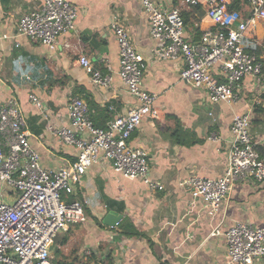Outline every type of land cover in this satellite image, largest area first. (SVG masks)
Returning a JSON list of instances; mask_svg holds the SVG:
<instances>
[{"label": "crops", "instance_id": "crops-1", "mask_svg": "<svg viewBox=\"0 0 264 264\" xmlns=\"http://www.w3.org/2000/svg\"><path fill=\"white\" fill-rule=\"evenodd\" d=\"M70 1L77 6V36L72 40V34H63L56 48L48 49L16 30L19 17L35 2L0 0V104L10 96L18 100L31 132L30 143L44 166L57 168L73 161L75 146L60 141L51 131L68 125L71 96L84 99L91 119L99 126L125 113L135 102L118 74V43L112 24L121 22L146 62L142 86L156 94L160 113L159 118H143L129 142L145 150L151 176L164 189L150 191L141 180L116 172L107 160L94 162L83 175L80 192L86 200L87 217L58 234V239L66 236V242L59 246L61 255L56 259L76 258V264L83 258V249L89 248L94 251L92 258L103 263L110 255L113 264H226V228L238 220L258 226L264 222V179L249 177L233 183L214 214L207 212L200 199H193L180 181L190 174L210 178L222 175L227 165L231 121L243 112H250V134L264 158V98L256 96L264 93V22L248 30L245 38L246 48L256 44L259 49L258 53L251 51L263 63L259 80L246 75L239 83L236 101L212 102L205 89L180 78L184 64L181 57L161 55L162 42L149 35L140 0ZM154 2L161 9L178 7L186 14L194 7L181 0ZM192 13L195 18L190 15L186 21L190 27L204 11ZM65 42L71 47H65ZM79 52L87 55L96 68L110 73L112 87L91 82L78 63ZM30 93L38 97L41 107L29 99ZM176 122L200 141L175 143L171 131ZM16 196L14 187L0 183V202L10 203ZM105 198L117 203L109 207ZM108 210L122 215L113 227L102 221ZM216 228L219 233L212 234ZM135 229L150 237L152 247L146 238L121 232ZM252 264H264V255L256 256Z\"/></svg>", "mask_w": 264, "mask_h": 264}, {"label": "built area", "instance_id": "built-area-1", "mask_svg": "<svg viewBox=\"0 0 264 264\" xmlns=\"http://www.w3.org/2000/svg\"><path fill=\"white\" fill-rule=\"evenodd\" d=\"M33 1V8L16 23L18 33L48 49L56 48L63 34H72L71 39H75L77 6L74 3ZM181 1L189 6L198 4L204 11L194 28L185 23L178 7L161 9L154 0H140L149 35L162 42L163 57L182 58V80L205 89L212 102L236 101L243 77L251 75L259 80L263 67L261 59L247 50L245 38L248 30L264 22V0H245L246 17L229 7L230 0ZM112 27L118 43V74L135 102L125 113L99 126L91 119L84 99L71 96L67 104L68 125L51 131L60 141L75 146L76 159L57 168L44 166L39 152L30 143L31 132L18 100L10 96L0 104V183L17 190L12 202H0V264H53L50 245L54 237L87 217L86 200L66 196L81 192L87 168L100 159L107 160L121 175L141 180L150 191L164 189L151 176L145 150L129 142L143 118H159L157 96L142 86L146 62L126 28L118 21ZM63 45L71 47L69 42ZM77 60L92 83L112 87L110 73L96 68L87 55L79 52ZM103 60L106 62L107 58ZM106 66L109 68L108 63ZM29 99L37 107L42 106L35 94L30 93ZM250 126L249 111L233 117L231 137L226 145L227 165L221 176L190 174L180 181L193 199L202 201L209 214L219 209L236 181L249 177L257 181L264 179V158L256 149ZM217 233V228L212 231ZM224 234L226 264H252L256 256L264 255V222L258 226L238 220ZM82 255L76 264H108L92 258L89 248H84Z\"/></svg>", "mask_w": 264, "mask_h": 264}, {"label": "trees", "instance_id": "trees-1", "mask_svg": "<svg viewBox=\"0 0 264 264\" xmlns=\"http://www.w3.org/2000/svg\"><path fill=\"white\" fill-rule=\"evenodd\" d=\"M193 6H194L193 9L190 10L187 14L184 11L181 13L185 23H186V21H188L190 19V15L195 18V15H193L192 12L196 11L197 15L198 14H202V9H201L200 5L196 4V5H193ZM229 7L237 9L244 16H246L248 14V7H247V3H246L245 0H231V3L229 5ZM190 13H192V14H190ZM193 20H196V19H193ZM192 24H193L192 27L194 28V23H192ZM247 49L249 51H254V52L256 51L257 53L259 52V49L257 48L256 44L248 45ZM261 96H262V98H264V94H262ZM171 135H172L173 141L175 143H178V144L190 145V144H193V143H196V142L200 141V139L195 138L194 135L191 132H189L188 130H182V128H181V126L179 125L178 122H176L174 128L172 129ZM76 156H77V153L75 154L74 159H76ZM71 198L72 199H74V198L81 199L82 197H81L80 193H77L75 195V197L71 196ZM105 200H106L107 206H109V207H112V205L117 203V201L109 199V198H105ZM121 232L124 235L128 236V237L133 236V237L146 238L149 241L148 242L149 246L152 247V243L153 242L150 239V237H148L146 234H144L143 232L139 231L138 229H135V230H122ZM65 242H66V236H63V237L61 236V237H59V239L57 240V242L53 246L52 254H51V257H50V259L53 262V264H74L75 261H77L76 258H74L72 261H68V260L61 261V260H57L56 259V256L61 255V249H60L59 246L63 245ZM91 252H92V256H93L94 255V251L91 250ZM105 258L109 259L108 262H107L108 264H113V261L110 259V255H106Z\"/></svg>", "mask_w": 264, "mask_h": 264}, {"label": "water", "instance_id": "water-1", "mask_svg": "<svg viewBox=\"0 0 264 264\" xmlns=\"http://www.w3.org/2000/svg\"><path fill=\"white\" fill-rule=\"evenodd\" d=\"M122 217V215L120 213H118L117 211L114 210H108L102 221L105 225L109 226V227H113L117 224V222L120 220V218ZM114 236V235H113ZM58 238L53 240V243L50 245V250H52L53 246L55 245V243L57 242Z\"/></svg>", "mask_w": 264, "mask_h": 264}, {"label": "rangeland", "instance_id": "rangeland-1", "mask_svg": "<svg viewBox=\"0 0 264 264\" xmlns=\"http://www.w3.org/2000/svg\"><path fill=\"white\" fill-rule=\"evenodd\" d=\"M262 68H263V67H262ZM262 71H263V69L261 70V72H262ZM260 75H261V73H260ZM179 76H180V75H179ZM249 94H250V93H249ZM262 94H264V93H261V92H260V93H257V94H256L257 98L262 100V99H263L262 96H261ZM250 96H251V95H250ZM252 97H253V96H252ZM257 110H259V108H257ZM75 195H76V194H75ZM75 195H67L66 198L72 199L71 196H72V197H75ZM62 196L65 197V195H62ZM57 238H58V235L55 236V239H57Z\"/></svg>", "mask_w": 264, "mask_h": 264}]
</instances>
